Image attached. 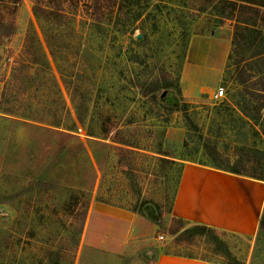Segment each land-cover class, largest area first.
<instances>
[{"label": "rangeland", "instance_id": "1", "mask_svg": "<svg viewBox=\"0 0 264 264\" xmlns=\"http://www.w3.org/2000/svg\"><path fill=\"white\" fill-rule=\"evenodd\" d=\"M102 1L21 0L0 40V264H264V10L239 27L220 0ZM192 162L244 173L229 189L261 201L256 231L172 234ZM95 201L163 217L153 249L84 246Z\"/></svg>", "mask_w": 264, "mask_h": 264}, {"label": "crops", "instance_id": "2", "mask_svg": "<svg viewBox=\"0 0 264 264\" xmlns=\"http://www.w3.org/2000/svg\"><path fill=\"white\" fill-rule=\"evenodd\" d=\"M230 174L234 173L207 164H185L171 217L183 220L186 228L205 225L225 234L251 235L258 229L252 219L261 201L257 202L255 195L229 189L230 182H242ZM160 229L161 225L140 213L95 201L88 208L84 246L110 256L135 255L154 244ZM148 253L156 252L150 249ZM149 264L226 263L217 258L159 252Z\"/></svg>", "mask_w": 264, "mask_h": 264}, {"label": "trees", "instance_id": "3", "mask_svg": "<svg viewBox=\"0 0 264 264\" xmlns=\"http://www.w3.org/2000/svg\"><path fill=\"white\" fill-rule=\"evenodd\" d=\"M110 1H113V0H110ZM119 1L121 2V4L118 3V6H120L119 9H124L125 8L124 3L128 2L130 0H119ZM138 1H140V0H138ZM20 2H21V0H0V40H3L5 38H9L10 36H12L14 34L15 27H16L14 14H15L16 8ZM220 2H222V4L230 7V9L232 11L231 14L238 21L239 27L255 26L257 23L256 20L253 19V17H252V19L247 17L246 16L247 13L252 14L253 12L264 10V9H262V8H264V0H220ZM91 4H92V8L97 13H99L101 10H103L105 8L102 0H92ZM114 4L117 5L116 0H115ZM61 6L62 5H58L56 7L58 13L60 11H62ZM9 10L12 13V17L10 19H6L7 14H5V11H9ZM41 10H45V9H43L41 7ZM46 10L48 11V9H46ZM224 18H228V17L224 16ZM19 69H21V66L15 67V72H17ZM214 167L221 169V170H224V171L234 173V174L244 175V173L238 168L223 167V166L219 165L218 163H216V165H214ZM259 179H262V178H259ZM175 220L181 221V219H175ZM153 221L159 225H162L163 224V217H160L158 219H153ZM259 230L264 237V213H263V216L259 222ZM193 232H198V233L205 234V235H212L214 240H218V241L220 240L219 236H218L219 231L216 230L215 228L205 226V225H194L193 227H189V228H186V226H180V228L178 230H177V228L174 229L172 231V234L176 235V234L180 233L181 235H184V234L193 233ZM232 264H244V263L238 261L237 259H233Z\"/></svg>", "mask_w": 264, "mask_h": 264}, {"label": "built area", "instance_id": "4", "mask_svg": "<svg viewBox=\"0 0 264 264\" xmlns=\"http://www.w3.org/2000/svg\"><path fill=\"white\" fill-rule=\"evenodd\" d=\"M224 94H225V88H224V87H221L220 90L216 93L215 96H216V98H221V97L224 96ZM159 238H160L161 240H163V239H164V236L161 235V236H159Z\"/></svg>", "mask_w": 264, "mask_h": 264}, {"label": "water", "instance_id": "5", "mask_svg": "<svg viewBox=\"0 0 264 264\" xmlns=\"http://www.w3.org/2000/svg\"><path fill=\"white\" fill-rule=\"evenodd\" d=\"M140 37V36H139Z\"/></svg>", "mask_w": 264, "mask_h": 264}]
</instances>
